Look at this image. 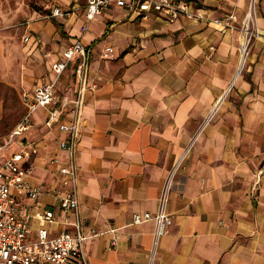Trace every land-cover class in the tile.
<instances>
[{
	"label": "crops",
	"instance_id": "1",
	"mask_svg": "<svg viewBox=\"0 0 264 264\" xmlns=\"http://www.w3.org/2000/svg\"><path fill=\"white\" fill-rule=\"evenodd\" d=\"M54 1L48 14L78 10L27 27L23 60L34 77L26 92L50 81L54 59L83 42L87 85H97L86 95L76 157L86 264H264V0H189L197 19L113 7L91 23L86 0ZM249 12L253 33L242 63L245 33L210 21L233 14L239 27ZM106 47L114 59H102ZM74 84L72 66L58 95L71 94ZM45 117L33 116L18 147L46 191L41 209L55 212L52 223L31 220L32 240L43 226L50 237L75 231V216H65L50 194L47 161L66 162L57 143L65 135L50 132ZM167 183L173 225L157 237L155 221H132L160 210ZM111 229L119 235L114 247Z\"/></svg>",
	"mask_w": 264,
	"mask_h": 264
},
{
	"label": "built area",
	"instance_id": "2",
	"mask_svg": "<svg viewBox=\"0 0 264 264\" xmlns=\"http://www.w3.org/2000/svg\"><path fill=\"white\" fill-rule=\"evenodd\" d=\"M125 9L138 15L157 14L175 20L178 18L197 19L199 14L193 11L192 4L185 0H86L85 18L88 23L95 21L108 10ZM72 12L55 7L52 17L71 15ZM253 21L249 12L241 25L235 26L238 20L231 14L224 19L210 22L221 26L223 30H242L246 38L240 45L239 51L244 62L248 54V44L253 29ZM88 31V25L81 29ZM30 38L26 37L25 42ZM101 57L103 60L115 58L114 49L106 47ZM74 67L75 84L71 94L59 96L57 86L64 73ZM51 71L54 76L50 81L37 85L32 92L22 94V104L25 113L18 121L7 139L0 137V152L14 141L23 144V136L29 132L33 124V116L39 111L46 114L45 126L51 132L57 129L65 135L59 140L58 146L65 153L66 162L52 156L47 161V167L52 174L50 194L58 202L59 210L69 216L73 214L76 221L72 223L73 233L62 232L58 236L50 237L44 226L39 230L38 237L31 239V220L38 217L43 225L54 222L55 212L52 208L40 207V201L46 195L41 184L32 181L35 171L30 156L24 149H19L0 166V264H73L75 261L87 263L85 250L89 239L82 232L80 221L79 179L77 168V150L82 128V113L86 106V95L97 89V85H87L89 72V53L81 40H77L64 49L62 54L53 61ZM169 183L164 190L160 210L156 214L149 212L135 213L133 225H141L148 221L157 224L156 236H163L173 225V217L166 211ZM27 201V202H26ZM112 247L119 241L115 229Z\"/></svg>",
	"mask_w": 264,
	"mask_h": 264
},
{
	"label": "rangeland",
	"instance_id": "3",
	"mask_svg": "<svg viewBox=\"0 0 264 264\" xmlns=\"http://www.w3.org/2000/svg\"><path fill=\"white\" fill-rule=\"evenodd\" d=\"M54 4V0H0V137L2 139H7L23 116L22 94L31 87L32 81H29V78L34 77L27 60H23V52L26 51L24 48L28 43L25 42V38H30L27 27L33 21L52 18L48 12ZM38 41L42 44L40 38ZM41 55L45 61L53 58L49 53L41 52ZM36 79L35 85L39 83ZM18 147L16 140L0 152V166L18 151Z\"/></svg>",
	"mask_w": 264,
	"mask_h": 264
},
{
	"label": "trees",
	"instance_id": "4",
	"mask_svg": "<svg viewBox=\"0 0 264 264\" xmlns=\"http://www.w3.org/2000/svg\"><path fill=\"white\" fill-rule=\"evenodd\" d=\"M185 1H189V0H185Z\"/></svg>",
	"mask_w": 264,
	"mask_h": 264
}]
</instances>
